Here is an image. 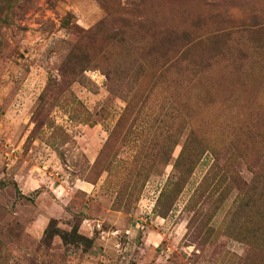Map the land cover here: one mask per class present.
Segmentation results:
<instances>
[{
  "label": "rangeland",
  "instance_id": "rangeland-1",
  "mask_svg": "<svg viewBox=\"0 0 264 264\" xmlns=\"http://www.w3.org/2000/svg\"><path fill=\"white\" fill-rule=\"evenodd\" d=\"M0 264H264V0H0Z\"/></svg>",
  "mask_w": 264,
  "mask_h": 264
},
{
  "label": "trees",
  "instance_id": "trees-1",
  "mask_svg": "<svg viewBox=\"0 0 264 264\" xmlns=\"http://www.w3.org/2000/svg\"><path fill=\"white\" fill-rule=\"evenodd\" d=\"M57 234V233H56ZM59 235V234H58ZM59 236H61V238L63 240H67V238H69V234L68 233H61Z\"/></svg>",
  "mask_w": 264,
  "mask_h": 264
}]
</instances>
